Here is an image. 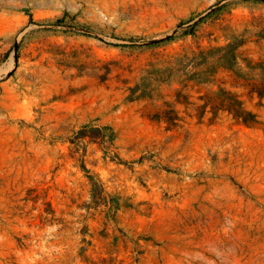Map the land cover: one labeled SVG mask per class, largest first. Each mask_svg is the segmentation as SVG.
<instances>
[{
  "label": "rangeland",
  "instance_id": "rangeland-1",
  "mask_svg": "<svg viewBox=\"0 0 264 264\" xmlns=\"http://www.w3.org/2000/svg\"><path fill=\"white\" fill-rule=\"evenodd\" d=\"M0 264H264V0H0Z\"/></svg>",
  "mask_w": 264,
  "mask_h": 264
}]
</instances>
